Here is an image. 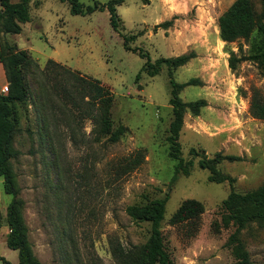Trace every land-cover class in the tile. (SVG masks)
Listing matches in <instances>:
<instances>
[{"label":"rangeland","instance_id":"374dc122","mask_svg":"<svg viewBox=\"0 0 264 264\" xmlns=\"http://www.w3.org/2000/svg\"><path fill=\"white\" fill-rule=\"evenodd\" d=\"M76 1L89 6L108 0ZM233 1L124 0L115 7L114 32L105 11L71 15L67 2L29 0V21L19 34L0 36L7 46L25 51L39 69L52 60L105 85L113 96L112 129L126 128L116 143L96 138L93 109L81 103L77 110L61 106L49 90L50 77L43 79L32 67L25 73L28 97L12 106L16 128L12 147L18 154L10 165L26 241L39 264H115L110 243L127 249L144 244L149 236V223L132 221L125 208L165 196L160 231L171 264L233 263L226 246L233 227L220 224L221 201L230 191L245 194L264 181V121L248 112L253 92L264 100V74L251 61L237 64L233 71L226 64L230 52L252 54L258 35L254 30L248 39L232 43L218 38L216 20ZM250 2L259 16L262 0ZM164 21H171L167 29H153ZM122 38L151 65L160 58L193 54L171 70L178 84L195 81L178 93L182 102L204 101L198 116L182 117L180 158L192 164L188 174L179 173L172 184L176 161L167 156L165 141L172 119L168 68L161 64L151 77L140 72L135 82L145 59L123 49ZM136 151H141L142 163L121 174L119 165ZM216 153L238 158L215 167L233 179L231 185L207 181L208 172L197 166L200 158ZM185 199L202 206L190 232L184 224L168 223ZM9 201L0 178V257L15 264L17 253L4 243ZM239 238L252 264H264V230L252 225Z\"/></svg>","mask_w":264,"mask_h":264},{"label":"trees","instance_id":"16d2710c","mask_svg":"<svg viewBox=\"0 0 264 264\" xmlns=\"http://www.w3.org/2000/svg\"><path fill=\"white\" fill-rule=\"evenodd\" d=\"M67 2L71 15L85 16L94 12L105 11L108 16L110 28L117 32L118 17L115 7L124 0H108L104 4L93 2L92 5L85 6L76 0H59ZM146 3L147 0H142ZM29 0H0V36L19 34L20 25L28 22ZM260 17V19H259ZM264 0L259 16L253 10L250 0H234L228 8L222 12L217 20L218 38L221 42L232 43L237 40H246L255 30L258 40L249 56H236L229 53L226 60L227 68L235 70L237 64L244 61L254 62L264 74ZM171 21H164L155 25L153 29H167ZM126 39L122 38V46L126 51L137 54L141 59H145L139 72L135 76V82L139 79L140 72H145L148 76H153L163 64L168 68L167 78L170 87L168 105L171 108L172 119L168 125L165 141L168 144L167 156L176 161L170 184L176 180V176L188 174L191 161L183 162L180 158V147L178 136L182 127V117L185 113L196 117L200 109L204 106L201 99L184 103L178 97V93L185 86L192 85L195 81L189 80L178 84L171 77V70L186 64L192 53L182 54L171 58H160L153 65L149 63L146 55L135 49H130L126 45ZM0 64L4 71L7 82V92L0 94V178L2 179V191L10 196V201L5 209V222L8 233L5 237V246L17 253L16 264H39L32 256L26 241V231L21 220L20 210L22 203L17 197L15 177L11 170L10 161L18 154L12 147V137L16 132L13 121L14 113L12 106L24 102L28 97L29 87L25 73L29 69L35 68L43 79H52L49 90L51 94L58 98L61 106L70 109H78L79 103L94 110L91 119L93 120L94 133L96 138L103 137L109 143H116L125 133L126 128L118 125L112 129L110 120V108L113 96L110 90L99 81L81 76L77 71L70 70L52 60H46L44 66L39 69L37 63L23 50L16 47L7 46L0 38ZM50 72V73H49ZM84 99H86L84 101ZM250 116L257 120L264 121V100L257 92H253L248 103ZM191 156H195L193 149L189 150ZM125 163L119 165L121 174H127L137 168L143 160L141 151L127 157ZM237 157L222 156L216 153L212 158H200L197 166L201 170L208 172L207 181L212 183L227 182L232 184L233 179L221 175L216 170V165L222 161H236ZM167 196L163 199H156L144 205H131L125 208V214L134 222H148L150 225L149 236L144 244L122 248L117 243H110L109 253L115 264H171L164 249L163 239L160 231V224L163 220L165 203ZM220 224L223 227H233V232L228 236L226 246L230 247L231 255L234 259L232 264H252L244 244L239 236L241 231L247 230L254 225L264 230V181L255 190L245 194H238L230 191L224 200L221 201ZM202 213L201 204L193 199L183 200L175 211L171 214L168 223L170 225H186L189 232L192 231L199 215ZM2 264H10L0 257Z\"/></svg>","mask_w":264,"mask_h":264},{"label":"crops","instance_id":"0c3cea01","mask_svg":"<svg viewBox=\"0 0 264 264\" xmlns=\"http://www.w3.org/2000/svg\"><path fill=\"white\" fill-rule=\"evenodd\" d=\"M29 21V20H28ZM27 23V22H26ZM25 24V23H24ZM23 24H21L20 25V29H21V26H22ZM5 85H7V82H6V79H5V76H4V71H3V69H2V66H1V64H0V89L3 87V86H5ZM4 243H5V239H4ZM1 258H3V257H1ZM4 260H6L7 261V259L6 258H3ZM7 262H9V261H7ZM17 262V261H16ZM10 264H14L13 262H11ZM16 264V263H15Z\"/></svg>","mask_w":264,"mask_h":264},{"label":"built area","instance_id":"2783aa9c","mask_svg":"<svg viewBox=\"0 0 264 264\" xmlns=\"http://www.w3.org/2000/svg\"><path fill=\"white\" fill-rule=\"evenodd\" d=\"M7 92V85L3 86L1 89H0V94H5Z\"/></svg>","mask_w":264,"mask_h":264}]
</instances>
